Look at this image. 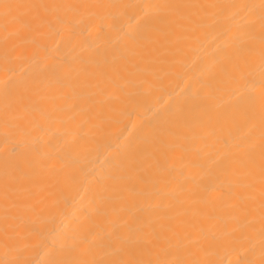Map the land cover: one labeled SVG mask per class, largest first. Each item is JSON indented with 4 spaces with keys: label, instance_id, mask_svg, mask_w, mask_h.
<instances>
[{
    "label": "bare ground",
    "instance_id": "6f19581e",
    "mask_svg": "<svg viewBox=\"0 0 264 264\" xmlns=\"http://www.w3.org/2000/svg\"><path fill=\"white\" fill-rule=\"evenodd\" d=\"M0 264H264V0H0Z\"/></svg>",
    "mask_w": 264,
    "mask_h": 264
}]
</instances>
